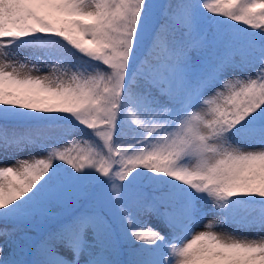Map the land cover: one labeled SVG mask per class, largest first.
I'll list each match as a JSON object with an SVG mask.
<instances>
[{"label":"snow or ice","instance_id":"6c2138e0","mask_svg":"<svg viewBox=\"0 0 264 264\" xmlns=\"http://www.w3.org/2000/svg\"><path fill=\"white\" fill-rule=\"evenodd\" d=\"M0 159V264H264V0H0Z\"/></svg>","mask_w":264,"mask_h":264},{"label":"rangeland","instance_id":"374dc122","mask_svg":"<svg viewBox=\"0 0 264 264\" xmlns=\"http://www.w3.org/2000/svg\"><path fill=\"white\" fill-rule=\"evenodd\" d=\"M240 27H243V25H241ZM47 72H48V69L44 68L41 72H39V73H35L34 72L33 74L34 75H44ZM253 147L258 148L259 145H254ZM0 164H2V165H11V164H13V159H0ZM204 207H205V209H210L212 207V205L211 204H206V205H204ZM213 218H214V213L209 212L207 215H205L203 217L202 221L198 222V224L194 227L193 231L195 233H198L200 231L205 230L204 224L207 221L212 220ZM151 222H152L154 227H162L155 219H153ZM213 230L218 232V233H234L238 237L239 236H248V237L252 238V237H255L257 235L256 231H254V230H245L243 228L237 229L233 225H225L223 227H217V228H215Z\"/></svg>","mask_w":264,"mask_h":264},{"label":"trees","instance_id":"16d2710c","mask_svg":"<svg viewBox=\"0 0 264 264\" xmlns=\"http://www.w3.org/2000/svg\"><path fill=\"white\" fill-rule=\"evenodd\" d=\"M244 27V26H243Z\"/></svg>","mask_w":264,"mask_h":264}]
</instances>
